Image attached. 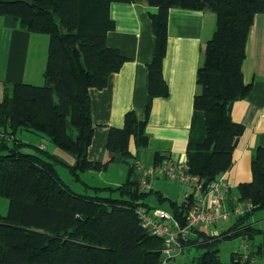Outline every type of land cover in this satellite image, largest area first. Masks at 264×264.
I'll use <instances>...</instances> for the list:
<instances>
[{
	"label": "trees",
	"instance_id": "1",
	"mask_svg": "<svg viewBox=\"0 0 264 264\" xmlns=\"http://www.w3.org/2000/svg\"><path fill=\"white\" fill-rule=\"evenodd\" d=\"M142 0H0V17L7 27L48 36L42 85L3 83L0 99V131L11 136L0 139V197L8 200L0 214V264H159L162 239L143 229L136 218L139 206L156 194L168 211L183 215L184 202L164 198L151 189L139 190L140 175L135 169L137 152L147 146L144 122L133 112L124 117L121 128L108 129L103 162L90 161L87 149L93 127L88 90L103 89L110 74L119 70L125 58L106 45V33L114 28L108 16L111 3ZM155 8L149 13L155 50L148 65V95L165 96L162 61L166 54L169 11H211L215 30L202 48V62L196 71L197 91L186 148L187 172L196 176L205 189L228 170L232 153L243 127L232 121L235 101L250 90L241 71L246 38L253 18L264 13V0H145ZM20 130L42 134L74 162L64 163L42 147L16 137ZM32 147L35 153L24 152ZM163 158L155 155L154 163ZM55 163H51V160ZM126 167L124 183L113 187H90L93 194L70 190L58 177L55 166L63 165L79 178L85 172H104L110 163ZM252 181L240 184L237 200L228 207L249 202L251 209L239 216L220 234L208 235L194 229L184 246L199 240L201 254L189 264H220L217 244L242 237L260 241L247 252H232L234 264H264V230L247 222L256 210H264V147L251 159ZM107 190L108 196L98 192ZM116 193V197L111 194ZM200 238V239H198ZM217 239V240H216ZM184 252V251H183ZM183 254V253H182Z\"/></svg>",
	"mask_w": 264,
	"mask_h": 264
},
{
	"label": "crops",
	"instance_id": "2",
	"mask_svg": "<svg viewBox=\"0 0 264 264\" xmlns=\"http://www.w3.org/2000/svg\"><path fill=\"white\" fill-rule=\"evenodd\" d=\"M154 11L145 0L109 5L108 16L114 28L106 33V45L118 50L125 60L117 72L109 75L105 88L88 90L93 127L87 149L90 161L103 162L108 158V129L121 128L129 112L134 113L138 122L145 123L147 146L136 151L133 140L129 144V150L133 154L137 152L138 160L150 166L155 155L160 154L172 161H186L197 91L196 71L202 62V48L215 30L216 15L211 11L177 8L169 11L166 54L162 61L166 94L150 98L147 67L154 56L155 37L149 13ZM47 49V35L7 27L0 17V88L3 83L42 85ZM241 71L243 82L250 90L233 103L230 116L243 131L232 153L230 167L218 178L229 186L234 202L238 186L252 181L253 154L258 147H264V13L253 18ZM111 164L114 162L106 171ZM156 184L154 181L153 190L172 200L170 188L166 184L155 187Z\"/></svg>",
	"mask_w": 264,
	"mask_h": 264
},
{
	"label": "built area",
	"instance_id": "3",
	"mask_svg": "<svg viewBox=\"0 0 264 264\" xmlns=\"http://www.w3.org/2000/svg\"><path fill=\"white\" fill-rule=\"evenodd\" d=\"M1 138L10 140L11 136L0 131ZM135 169L140 175L139 190L142 192L153 189V182L160 178L174 180L183 186L182 217L157 207L139 206L134 212L139 225L163 241L159 264H186L180 261L185 248L183 242L194 235V229L215 235L206 229L215 227L231 216H239L252 207L249 202L228 207L227 202L232 200L229 186L216 180L204 189L197 177L187 172L186 161L163 158L158 163L146 166L136 160ZM237 259L235 255L233 262L228 264H234Z\"/></svg>",
	"mask_w": 264,
	"mask_h": 264
},
{
	"label": "rangeland",
	"instance_id": "4",
	"mask_svg": "<svg viewBox=\"0 0 264 264\" xmlns=\"http://www.w3.org/2000/svg\"><path fill=\"white\" fill-rule=\"evenodd\" d=\"M1 95H2V87L0 88V99H1ZM16 137L24 142L31 144L32 146H37V147H41L42 145L46 146L45 149L49 153L54 154L64 163L71 165L74 162L72 155L64 152L60 148L53 145L48 140V138L42 134H38L28 130H20L16 133ZM22 150L24 152L35 153L34 152L35 150L32 147H25ZM51 163H55L54 159L51 160ZM109 167L110 168L106 172L105 171L101 172V174H97V173L89 174V172L81 173L79 174V178L73 177L70 174L68 168L61 164L55 166V171L58 177L60 178V180L70 190L79 194L85 193L91 195L93 194V191L91 189L90 190L86 189L83 183H86L90 187H99V188H105V187L115 188L116 186H119L122 183H124L126 179L125 166H123L122 164L114 163L111 164ZM155 181H157V184H161V185L166 184V186L170 188L171 190L170 197L172 200H175L178 203H180L183 200V193L181 190L183 186L180 185L178 182L174 180H166L163 178L156 179ZM110 182H115V183L113 184ZM157 184L155 185V187H157ZM98 193L101 196L110 195V192L107 190H101ZM155 195L156 194L154 193L147 196L144 202L152 207L168 210L169 209L168 204L164 203L160 205ZM111 196L116 197L117 194L113 193L111 194ZM7 209H8V200L4 197H0V214L5 215L7 213ZM235 218H236L235 216H231L227 220L221 221L215 227H209L206 230H208L210 233L215 232L217 234H220L223 231L227 230L235 222ZM247 222L250 223L252 227L255 229L264 230V210H256L254 213L250 215ZM259 241H260L259 235H256L253 241H248L242 237H234L231 239L220 241L217 244V250H218L217 258L219 260V263L228 264L230 259V254L232 252H247L249 249L253 247V245L259 243ZM205 242L207 243L212 241H204L201 239L196 244L187 245V247H185L183 250L184 252L180 257V261L189 264L193 261V259L195 260L196 257H198L201 254V250H197V247L199 246V244H204ZM244 246H247V248H245Z\"/></svg>",
	"mask_w": 264,
	"mask_h": 264
}]
</instances>
